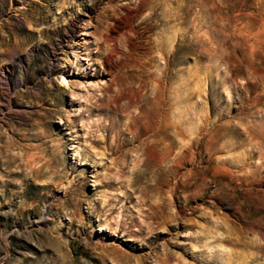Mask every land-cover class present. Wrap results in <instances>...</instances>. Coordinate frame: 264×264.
Segmentation results:
<instances>
[{"label": "rangeland", "instance_id": "1", "mask_svg": "<svg viewBox=\"0 0 264 264\" xmlns=\"http://www.w3.org/2000/svg\"><path fill=\"white\" fill-rule=\"evenodd\" d=\"M0 264H264V0H0Z\"/></svg>", "mask_w": 264, "mask_h": 264}, {"label": "bare ground", "instance_id": "2", "mask_svg": "<svg viewBox=\"0 0 264 264\" xmlns=\"http://www.w3.org/2000/svg\"><path fill=\"white\" fill-rule=\"evenodd\" d=\"M86 33H87V31H86ZM62 77H64V80H65V82H67V80H66V78H65V76L63 75ZM92 85L94 84V83H91ZM166 149V148H165ZM116 220V219H115ZM137 228V227H136ZM139 230V229H138Z\"/></svg>", "mask_w": 264, "mask_h": 264}]
</instances>
